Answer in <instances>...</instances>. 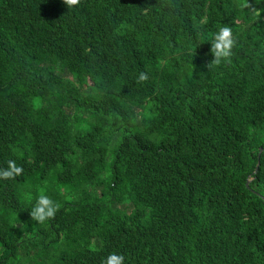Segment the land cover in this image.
I'll return each instance as SVG.
<instances>
[{
	"label": "trees",
	"instance_id": "obj_1",
	"mask_svg": "<svg viewBox=\"0 0 264 264\" xmlns=\"http://www.w3.org/2000/svg\"><path fill=\"white\" fill-rule=\"evenodd\" d=\"M9 160L0 264H264V0H0Z\"/></svg>",
	"mask_w": 264,
	"mask_h": 264
},
{
	"label": "clouds",
	"instance_id": "obj_2",
	"mask_svg": "<svg viewBox=\"0 0 264 264\" xmlns=\"http://www.w3.org/2000/svg\"><path fill=\"white\" fill-rule=\"evenodd\" d=\"M62 3L67 8H72L78 6L80 0H62ZM244 6L247 7L248 5L244 4ZM256 15H259V13L256 12ZM234 46L235 39L232 28L227 25L220 27L211 37L210 53L214 59L210 61L209 67L213 65L219 66L222 61H229ZM147 78L146 74L140 73L137 83H143ZM23 173L24 168L22 166H18L15 160H9L6 168L0 167V180H15L17 177L23 175ZM37 191L38 194L35 198H33L31 193L26 197L29 201L35 199L29 215L33 221L44 224L55 218L60 206L46 194L44 188H39ZM21 231H23V226H21ZM124 262L125 257L116 252L109 253L101 260V264H124Z\"/></svg>",
	"mask_w": 264,
	"mask_h": 264
},
{
	"label": "water",
	"instance_id": "obj_3",
	"mask_svg": "<svg viewBox=\"0 0 264 264\" xmlns=\"http://www.w3.org/2000/svg\"><path fill=\"white\" fill-rule=\"evenodd\" d=\"M262 152H263V150L261 149V151H260V155L262 154ZM260 155H259V156H260Z\"/></svg>",
	"mask_w": 264,
	"mask_h": 264
}]
</instances>
